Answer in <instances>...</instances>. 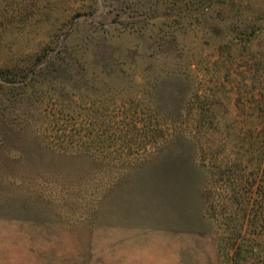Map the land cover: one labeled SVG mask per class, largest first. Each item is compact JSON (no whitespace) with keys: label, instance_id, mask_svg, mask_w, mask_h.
I'll return each mask as SVG.
<instances>
[{"label":"rangeland","instance_id":"374dc122","mask_svg":"<svg viewBox=\"0 0 264 264\" xmlns=\"http://www.w3.org/2000/svg\"><path fill=\"white\" fill-rule=\"evenodd\" d=\"M247 53L264 0H0V264H215L173 123L229 121Z\"/></svg>","mask_w":264,"mask_h":264},{"label":"trees","instance_id":"16d2710c","mask_svg":"<svg viewBox=\"0 0 264 264\" xmlns=\"http://www.w3.org/2000/svg\"><path fill=\"white\" fill-rule=\"evenodd\" d=\"M226 70L236 75L234 116L223 121L208 111L210 102L187 96L173 132L193 142L205 174L202 207L213 224L215 264H264V55L247 53Z\"/></svg>","mask_w":264,"mask_h":264}]
</instances>
